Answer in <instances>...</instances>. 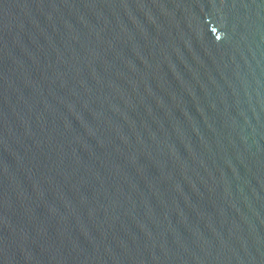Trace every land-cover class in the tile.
<instances>
[{
  "label": "water",
  "instance_id": "obj_1",
  "mask_svg": "<svg viewBox=\"0 0 264 264\" xmlns=\"http://www.w3.org/2000/svg\"><path fill=\"white\" fill-rule=\"evenodd\" d=\"M0 264H264V0H0Z\"/></svg>",
  "mask_w": 264,
  "mask_h": 264
}]
</instances>
